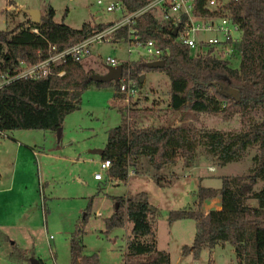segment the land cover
I'll return each mask as SVG.
<instances>
[{"label": "trees", "instance_id": "16d2710c", "mask_svg": "<svg viewBox=\"0 0 264 264\" xmlns=\"http://www.w3.org/2000/svg\"><path fill=\"white\" fill-rule=\"evenodd\" d=\"M131 12L146 5L148 0H119ZM203 4L199 2V7ZM235 19L243 29L237 56L231 61L211 56L195 57L188 46L177 42L174 29L160 23L151 13L139 16L135 28L141 40H154L163 50L165 66L151 69L141 58L122 63L124 76L133 77L138 86L142 75L159 70L170 81V107L182 113L179 124L137 126L122 114V122L107 132V141L101 155L110 160L106 180L127 182L130 167L137 168L147 158L156 171L155 180L162 187L159 172L183 158L188 167L194 166L198 149L205 151L215 165L244 160L251 149L253 166L247 175L222 177L220 188L200 186L194 193L192 206L169 212L168 220L192 219L197 231L192 246L183 247V255L198 259L205 248L213 249L220 243H231L237 255V264H264V0H238L232 5ZM19 23L13 29L0 31V72L14 70L21 62L34 64L51 55L50 46L58 51L72 47L114 24L84 23L73 28L65 22L55 21V9L50 6L39 23ZM37 32H34V30ZM113 42H126L128 27L120 29ZM236 60L238 63H234ZM84 60L70 59L56 68V73L40 79L16 80L0 89V132L13 130H45L57 133L62 130L65 118L80 109L70 102H51L53 90L85 91L92 86L113 87L119 83H98L91 79ZM64 70L62 76L58 71ZM238 91L236 97L228 91ZM226 113L239 115L241 130L199 129L186 113ZM106 184V183H104ZM103 184V185H104ZM219 197L220 209L204 210V203ZM117 209L105 219L107 231L132 224L126 241L124 264H172L171 254L158 248V207L152 205L147 192L117 198ZM84 224L82 221L71 239V253L76 264H101L98 254H85ZM7 242L10 238L1 234ZM13 244L12 257L26 258L30 262L33 252L17 249Z\"/></svg>", "mask_w": 264, "mask_h": 264}, {"label": "rangeland", "instance_id": "374dc122", "mask_svg": "<svg viewBox=\"0 0 264 264\" xmlns=\"http://www.w3.org/2000/svg\"><path fill=\"white\" fill-rule=\"evenodd\" d=\"M98 1L0 0V31L26 22L24 10H40L42 17L50 6L55 9V21L77 29L86 22L94 25L120 17L105 8L106 3L116 0H102L104 5ZM128 51L129 44L124 42L94 44L90 57L84 59V67L103 74L107 57L116 58L119 63L138 60L137 50L131 55ZM154 71L155 75L153 71L146 72V82L128 107L116 102L112 86H92L79 97L70 93L64 100H73L80 109L65 118L60 139L55 132L36 129L0 133V232L10 238V242L0 238V264H30L26 258L11 256L13 242L17 249L33 252L45 264H72L71 239L82 221L85 254H98L101 264H124L132 224L107 231L105 219L116 211L117 198L140 192H147L150 203L160 211L158 248L171 254L172 264H237L234 246L229 242L205 248L198 259L183 255V247L193 244L197 223L192 219L170 222L168 216L172 210L192 206L200 186L220 188L222 177L247 175L253 166L255 149L240 162L218 166L199 148L194 166L188 167L180 158L159 172L162 187L157 184L156 171L147 158H142L137 168L130 167L127 182H104L107 171H103L102 181L94 178L101 172L99 150L105 146L107 132L122 122L120 110L131 118L132 124L142 127L175 122L182 116L169 105V77ZM186 114L199 129L241 130L239 115ZM135 117L138 122L133 120ZM262 187L264 182L256 190ZM217 205L210 203L207 210Z\"/></svg>", "mask_w": 264, "mask_h": 264}, {"label": "built area", "instance_id": "2783aa9c", "mask_svg": "<svg viewBox=\"0 0 264 264\" xmlns=\"http://www.w3.org/2000/svg\"><path fill=\"white\" fill-rule=\"evenodd\" d=\"M238 0H148L146 5L138 10L129 12L124 4L111 1L105 4L108 12H116L120 17L114 24L92 37L72 46L58 51L56 46H50L51 55L34 64L21 62L14 70L0 72V89L20 79H40L56 73V68L66 64L70 59L84 60L92 52L94 44L113 42V36L123 27H128L129 55L138 51L139 59L148 62L164 60L165 50L158 46L154 40L143 41L140 39L135 25L137 19L144 13H151L160 23L177 29V42L189 47L195 57H208L231 61L237 56L238 44L243 39V29L234 17L232 5ZM99 5H104L102 0ZM34 32H37L35 29ZM127 61L125 63H130ZM120 63L116 58L107 57L106 65L117 66ZM122 64V63H121ZM105 65V66H106ZM65 71H58L59 76ZM139 86L130 75L123 76L120 80L119 90L115 91L116 102L122 107H128L132 99L138 96ZM124 105V106H123ZM1 133V132H0ZM111 167L110 160L100 162L101 172L94 175L95 180L104 179L103 171Z\"/></svg>", "mask_w": 264, "mask_h": 264}, {"label": "water", "instance_id": "95a60500", "mask_svg": "<svg viewBox=\"0 0 264 264\" xmlns=\"http://www.w3.org/2000/svg\"><path fill=\"white\" fill-rule=\"evenodd\" d=\"M24 13H27L31 19L32 22L34 23H39L41 21V11L40 10H35V9H27L24 10ZM177 34V29L174 30V35L176 36ZM165 66V60H157V61H152L147 63V67L151 69H158V68H163ZM106 72L103 74H92L91 79L94 80L95 82L98 83H119L124 72V66L122 64H119L117 66H110L106 65ZM145 76L142 75L141 81L144 82ZM230 94H232L234 97L237 96L238 91L235 89H230L228 91ZM58 138H61L62 130L59 129L58 132ZM100 155L103 153V149L99 150ZM118 206V204H117ZM30 264H44L39 258L37 257H32L30 260ZM77 264H79L77 262Z\"/></svg>", "mask_w": 264, "mask_h": 264}, {"label": "crops", "instance_id": "0c3cea01", "mask_svg": "<svg viewBox=\"0 0 264 264\" xmlns=\"http://www.w3.org/2000/svg\"><path fill=\"white\" fill-rule=\"evenodd\" d=\"M114 21V20H113ZM112 22V21H111ZM90 57V56H89ZM88 57V58H89ZM121 64V63H120ZM106 65V64H105ZM151 72V71H150ZM148 73V72H147ZM154 73V75H155V73H156V71H153L152 72V74ZM144 76H145V79H144V83L146 82V80H147V74L145 73L144 74ZM153 76V75H152ZM144 83H143V85H144ZM64 92L65 91H60V90H53V91H50V93H49V100L51 101V102H62V101H60V100H64L65 98H64ZM82 92L83 91H77V92H75V91H66V93H74V96L73 97H79V96H81L82 95ZM117 97V95H116V92H115V96H114V98H116ZM63 102H70V103H74V101L73 100H70V99H66V100H64ZM136 119V121L138 122V119H137V117H135V118H133V120H135ZM151 120H154L153 119V117H152V119ZM158 120V119H157ZM174 121V120H173ZM172 121V122H173ZM171 121H169L168 123H170ZM171 122V123H172ZM168 123H161V124H159V125H165V124H168ZM175 124H179V121L178 120H175V122H174ZM159 125H157V126H159ZM142 127V126H141ZM106 144V143H105ZM101 156V155H100ZM211 170V169H210ZM213 172V171H212ZM115 181V180H114ZM116 182H118V181H116ZM213 202H216V203H218V205L216 206V208L215 209H220L221 208V206H220V204H221V200H220V198L219 197H217V198H214V199H210L209 201H207L206 203H204V210L208 213L209 211L207 210V209H209V207H210V203H213ZM212 210V209H211ZM9 237V236H8ZM14 243V242H13ZM36 257V256H35ZM41 260V259H40ZM42 261V260H41ZM43 262V261H42ZM44 263V262H43ZM45 264V263H44Z\"/></svg>", "mask_w": 264, "mask_h": 264}]
</instances>
